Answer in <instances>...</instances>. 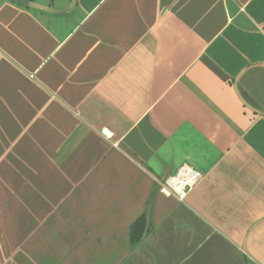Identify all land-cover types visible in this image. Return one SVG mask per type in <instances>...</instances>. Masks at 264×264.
Wrapping results in <instances>:
<instances>
[{
	"label": "crops",
	"instance_id": "crops-1",
	"mask_svg": "<svg viewBox=\"0 0 264 264\" xmlns=\"http://www.w3.org/2000/svg\"><path fill=\"white\" fill-rule=\"evenodd\" d=\"M249 262L264 0H0V264Z\"/></svg>",
	"mask_w": 264,
	"mask_h": 264
},
{
	"label": "built area",
	"instance_id": "built-area-1",
	"mask_svg": "<svg viewBox=\"0 0 264 264\" xmlns=\"http://www.w3.org/2000/svg\"><path fill=\"white\" fill-rule=\"evenodd\" d=\"M200 176L201 173L191 166L182 165L175 173L158 182V190L165 195H174L178 200H183Z\"/></svg>",
	"mask_w": 264,
	"mask_h": 264
},
{
	"label": "trees",
	"instance_id": "trees-1",
	"mask_svg": "<svg viewBox=\"0 0 264 264\" xmlns=\"http://www.w3.org/2000/svg\"><path fill=\"white\" fill-rule=\"evenodd\" d=\"M13 1H15L16 3H18L20 5H23V4H26V2L28 0H13ZM143 227H144L143 221H140V222L136 221L131 225V228H130L131 234L130 235H131V242L132 243H135L140 239ZM249 264H251V263L249 262Z\"/></svg>",
	"mask_w": 264,
	"mask_h": 264
},
{
	"label": "water",
	"instance_id": "water-1",
	"mask_svg": "<svg viewBox=\"0 0 264 264\" xmlns=\"http://www.w3.org/2000/svg\"><path fill=\"white\" fill-rule=\"evenodd\" d=\"M75 0H72V2H74Z\"/></svg>",
	"mask_w": 264,
	"mask_h": 264
}]
</instances>
